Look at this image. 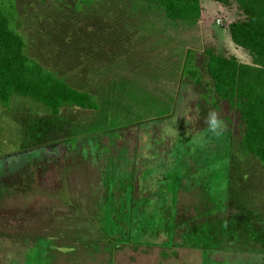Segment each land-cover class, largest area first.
Listing matches in <instances>:
<instances>
[{
    "label": "rangeland",
    "instance_id": "374dc122",
    "mask_svg": "<svg viewBox=\"0 0 264 264\" xmlns=\"http://www.w3.org/2000/svg\"><path fill=\"white\" fill-rule=\"evenodd\" d=\"M202 5L189 23L146 0H20L29 53L100 108L0 105V264H264V166L178 81L189 49L202 67L208 47L253 63L231 39L238 4Z\"/></svg>",
    "mask_w": 264,
    "mask_h": 264
},
{
    "label": "trees",
    "instance_id": "16d2710c",
    "mask_svg": "<svg viewBox=\"0 0 264 264\" xmlns=\"http://www.w3.org/2000/svg\"><path fill=\"white\" fill-rule=\"evenodd\" d=\"M55 1L73 12L95 4V0ZM146 1L171 21L197 23L203 16L202 0ZM215 1L225 5L236 2L245 14V19L229 25V31L232 41L249 52L253 63L208 47L202 67L196 51L189 49L178 81L192 85L201 98L213 105L233 131L232 142L241 154L264 166V0ZM20 19V0H0V105L10 109L15 97H23L42 104L54 116H59L65 107L98 110L100 103L95 94L77 89L56 67L29 53V39L20 27ZM75 35L71 36L75 39ZM68 41L60 40L67 51L63 59L70 63L83 58L80 45ZM100 59L90 56L92 65Z\"/></svg>",
    "mask_w": 264,
    "mask_h": 264
},
{
    "label": "clouds",
    "instance_id": "9594fccd",
    "mask_svg": "<svg viewBox=\"0 0 264 264\" xmlns=\"http://www.w3.org/2000/svg\"><path fill=\"white\" fill-rule=\"evenodd\" d=\"M208 123L213 132H216L221 127V122L217 119L216 113L210 114Z\"/></svg>",
    "mask_w": 264,
    "mask_h": 264
}]
</instances>
